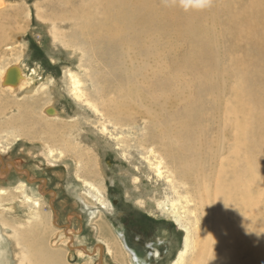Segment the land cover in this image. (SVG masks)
Here are the masks:
<instances>
[{"label":"bare ground","instance_id":"1","mask_svg":"<svg viewBox=\"0 0 264 264\" xmlns=\"http://www.w3.org/2000/svg\"><path fill=\"white\" fill-rule=\"evenodd\" d=\"M240 1L51 0V13L42 17L71 59L81 54L82 63L88 55L79 68L87 70L84 76L69 70L73 95L102 111L113 127L136 131V122H141L139 148L148 147L157 160L156 172L163 176L165 170L172 179L171 209L188 228L184 250L173 264H264V0H244L237 9ZM3 12L0 0V47L5 48L0 56H14L17 37L9 23H1ZM24 49L21 56H26ZM12 68L18 70V81L6 83ZM26 69L19 61L1 72L0 87L17 97L0 104V131L34 129L42 120L55 130L52 122L62 116L56 103L35 116V102L23 100L34 97L39 76L37 69L31 74ZM176 105L181 108L174 109ZM73 123L61 132L62 143L60 137L49 138L47 152L53 156L60 150L71 160L70 169L80 163L81 176L89 178L94 151L81 142L82 132ZM83 180L73 186L75 196L97 220L100 211L82 195L102 191ZM143 196L135 200L142 207L149 200ZM95 228L109 235L103 224ZM7 229L1 221L0 261L13 264L11 253L18 256L24 250L8 248ZM115 233V262L124 256L126 264H139L123 232ZM15 242L21 243L20 234ZM159 249L152 250L155 258ZM189 249L193 252L187 258ZM43 256L52 264H65L57 251ZM18 264L28 263L22 259ZM41 264H47L45 258Z\"/></svg>","mask_w":264,"mask_h":264},{"label":"rangeland","instance_id":"2","mask_svg":"<svg viewBox=\"0 0 264 264\" xmlns=\"http://www.w3.org/2000/svg\"><path fill=\"white\" fill-rule=\"evenodd\" d=\"M3 1L1 23H9L13 27L19 47L14 56L1 54L0 81L1 72L13 62L20 61L29 74L37 69L39 76L36 77L37 91L34 97L23 99L19 95V98L31 104L35 102L31 106L37 112L35 116L44 115V108L50 102L56 103L62 113L61 119H52L55 130L48 129L47 121L42 120L34 129L16 130L19 133L14 132L12 127L0 131V191L2 196L5 195L0 199V222L6 223L7 233L10 234L8 248L18 252L24 250L18 256L11 253L12 263L18 264L24 259L28 264H41L45 258L47 264H52L49 257L43 256V252L49 255L57 251L65 264H126L124 256L119 263L115 262L112 254L115 244H111L112 237L117 236L116 229L125 226L135 231L141 240L162 242L160 257L152 259L150 264H173L184 250L188 228L186 220L171 209L170 199L175 197V189L172 179L169 180L164 170L167 168H162L164 175L160 176L156 172L157 160L155 162L150 149L142 145L139 148L136 142V136L144 132L142 123L136 122V131H132V126L122 129L113 127L112 123L105 121L102 111H95L73 95L69 70H76L84 76L87 70L83 66V70L79 68L83 62L89 61L88 55L80 63L81 54L71 59V52L54 41L48 24L42 18L46 13H51V7L48 8L52 4L51 0ZM245 3L241 0L237 9ZM226 17L223 16L222 20ZM22 46L25 47L26 56H21ZM0 49L5 48L2 46ZM87 84L90 91V83ZM14 95L0 87V104L8 105L3 101L11 102V98L17 97ZM176 108L181 107L176 105ZM102 118L106 131L103 130ZM70 122H74L75 129L82 132L81 142L94 151L89 178L81 176L80 163H74L76 168L70 169L68 164H72L71 160H65L62 157L64 155L59 154L60 150H56L53 156L47 152L52 146L49 138L60 137L58 143H62L61 132L68 128ZM93 144L96 145L95 149ZM83 179L102 191L101 194L92 191L91 196L82 195L100 211L97 220L90 218L89 211L83 208L82 201L75 196L73 186L81 184ZM143 195L149 197L144 207L135 202L138 198H145ZM97 224L106 226L107 237L97 231ZM193 233L191 231V238ZM18 234L21 235L20 244L15 242ZM192 252V249L187 251V258ZM0 264H4L3 259Z\"/></svg>","mask_w":264,"mask_h":264},{"label":"water","instance_id":"3","mask_svg":"<svg viewBox=\"0 0 264 264\" xmlns=\"http://www.w3.org/2000/svg\"><path fill=\"white\" fill-rule=\"evenodd\" d=\"M18 70L16 68H12L7 76H6V83H17V76H18ZM118 229L120 231L123 232L124 234V240L126 242V244L128 246H130L131 248H133L135 254H136V262H138L139 264H148V262H150L151 259V254L148 251V248L146 245H144L143 243H140L138 241H136V239L134 238V235L129 231V229L124 228V227H118Z\"/></svg>","mask_w":264,"mask_h":264},{"label":"flooded vegetation","instance_id":"4","mask_svg":"<svg viewBox=\"0 0 264 264\" xmlns=\"http://www.w3.org/2000/svg\"><path fill=\"white\" fill-rule=\"evenodd\" d=\"M124 228H127V227H125V226H123ZM127 229H129V228H127ZM129 231L134 235V238L136 239V241H138V242H140V243H143L144 245H146L147 246V248H148V251L150 252V254H151V259H155V255H154V252L152 251L153 249H156V248H160L159 250H161V243L162 242H154V241H150V242H146V241H144V240H141L138 236H137V234L135 233V231H133L132 229H129ZM126 243V242H125ZM128 246V245H127ZM131 249H133V248H131ZM134 251V250H133ZM161 255V254H160ZM152 261V260H151ZM150 261V262H151ZM150 262H148V264H150Z\"/></svg>","mask_w":264,"mask_h":264}]
</instances>
